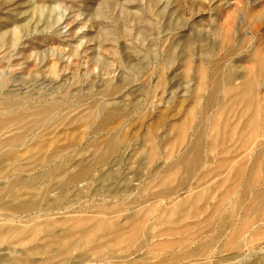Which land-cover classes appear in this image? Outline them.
Instances as JSON below:
<instances>
[{"label":"rangeland","instance_id":"374dc122","mask_svg":"<svg viewBox=\"0 0 264 264\" xmlns=\"http://www.w3.org/2000/svg\"><path fill=\"white\" fill-rule=\"evenodd\" d=\"M58 262L264 264V0H0V264Z\"/></svg>","mask_w":264,"mask_h":264},{"label":"bare ground","instance_id":"6f19581e","mask_svg":"<svg viewBox=\"0 0 264 264\" xmlns=\"http://www.w3.org/2000/svg\"><path fill=\"white\" fill-rule=\"evenodd\" d=\"M215 122H216V121H215ZM210 125H211V124H210ZM232 129H233V128H232ZM230 133H231V132H230ZM232 134H233V133H232ZM215 136H216V135H215ZM212 142H213V141H212ZM212 144H213V143H212ZM212 147H213V145H212ZM212 147H211V148H212ZM150 158H151V157H150ZM110 164H111V163H110ZM110 164H108V165H110ZM105 165H106V164H105ZM60 211H61V210H60ZM49 212H51V211H49ZM61 215H63V214H61ZM81 222H82V221H81ZM78 223H80V222H78ZM86 236H87V235H86ZM175 237H177V236H175ZM243 241H244V240H243ZM45 251H47V250H45ZM45 255H46V254H45ZM65 256H66V255H65ZM63 258L65 259V257H63ZM64 259H63V260H64ZM5 261H6V260H5ZM61 262H64V261L61 260ZM58 263H59V262H58ZM58 263H56V264H58ZM67 263H68V262H67ZM59 264H62V263H59Z\"/></svg>","mask_w":264,"mask_h":264}]
</instances>
